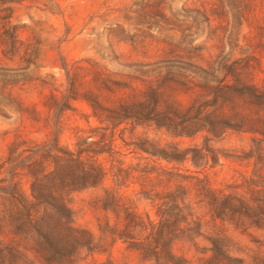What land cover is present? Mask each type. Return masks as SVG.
Wrapping results in <instances>:
<instances>
[{"label":"rangeland","instance_id":"1","mask_svg":"<svg viewBox=\"0 0 264 264\" xmlns=\"http://www.w3.org/2000/svg\"><path fill=\"white\" fill-rule=\"evenodd\" d=\"M138 104L175 110V124L188 119L179 129L199 130L175 136L152 122L104 121L102 107ZM82 138L94 150L112 139L132 166L146 162L134 153L140 141L205 154L200 169L148 159L174 180L146 189L164 194L182 183L180 207L196 223L171 237L170 251L181 264H264V0H0V264H164L141 254L146 233L99 208L101 187L63 194L92 251L60 256L16 221L22 207L7 192L17 186L30 197L29 170L76 151ZM98 160L110 167L106 154ZM105 187L116 190L110 177ZM140 190L131 180L119 192L148 225L157 205ZM125 233L133 240L117 236ZM8 248L17 260H7Z\"/></svg>","mask_w":264,"mask_h":264},{"label":"trees","instance_id":"2","mask_svg":"<svg viewBox=\"0 0 264 264\" xmlns=\"http://www.w3.org/2000/svg\"><path fill=\"white\" fill-rule=\"evenodd\" d=\"M97 106V105H96ZM99 106V105H98ZM107 114L105 122L111 124V129L126 121H135L137 124L152 122L157 128H164L167 133L175 136L191 135L199 130L198 125L190 127H179L188 119L185 115L181 116L179 124H175L170 112L177 117V111L155 112L146 108L144 104L137 106H121L119 111H114L102 107ZM95 107H93V111ZM94 114L95 111H94ZM113 135L110 136L112 138ZM104 138V137H103ZM104 140V139H103ZM112 139L109 140L107 149L100 147L98 150L90 149L95 144L87 142V138L80 139L76 143V151H59L61 153L43 157L35 167L29 170L32 178L30 186V197L22 196L17 186H13L7 193L13 197L22 207L16 210V221H22L35 230L37 235L43 240L48 248L60 256H71L77 249L94 250L91 235L84 229L73 226V212L68 206L63 194L68 195L85 189L101 187L104 196L100 199V209L110 212L117 218L124 220L125 228L128 231L139 230L146 233V249L143 253L145 259L155 257L162 260L164 264H181L182 260L177 258L170 251L171 237L178 232H190L195 230L196 223L187 222V218L180 207L179 201L184 204L186 188L182 183H176L175 192L167 191L164 194L147 190L146 187L155 180L157 185L165 183V187L173 182L172 172L165 168L150 164L148 159L164 160L168 163L183 164L190 161L196 168L200 169L207 165L208 157L199 153L198 150L192 151L189 156V149L178 150L176 146H171L170 150L155 149L147 141H140L135 144L134 153L145 154L147 157L144 163L136 165H126L123 160L117 158L118 152L113 149ZM104 143L103 145H105ZM61 150V149H59ZM107 155L110 167L107 169L98 160L99 157ZM213 164L215 159L212 158ZM52 166V169L49 167ZM116 186L113 188L105 187L109 179ZM131 180L139 182L140 193L144 198L156 203V216L158 220H150L147 216L148 225H145L140 214L136 212L127 196H123L119 190L127 187ZM155 187V184L150 185ZM166 224L168 226L163 229ZM15 230L22 232L23 225L17 223ZM114 236L115 233L110 231ZM120 239L133 240L130 233L118 234ZM62 240L66 243L62 244ZM129 243H132L130 241ZM137 244H144L138 242ZM7 260H17L16 253L8 248Z\"/></svg>","mask_w":264,"mask_h":264}]
</instances>
